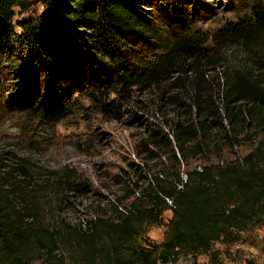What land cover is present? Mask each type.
<instances>
[{
	"label": "trees",
	"instance_id": "trees-1",
	"mask_svg": "<svg viewBox=\"0 0 264 264\" xmlns=\"http://www.w3.org/2000/svg\"><path fill=\"white\" fill-rule=\"evenodd\" d=\"M40 1L47 14L16 20L17 10L25 12L29 0H0V53L13 56L22 81L19 93L6 103L35 119L62 120L75 109V84L88 80L90 85L79 88L82 97L101 112L117 115L115 98L126 102L137 91L160 89L178 74L197 70L211 52L238 47L249 66L225 75L222 107L205 95L203 75L193 83L195 120L176 122L164 142L173 170L150 179L139 175L124 196L132 198L126 209L111 204V213L57 228L47 217L64 210L60 204L74 190L71 183H39L23 166L4 167L0 264H170L181 256L215 258L214 243L232 244L241 233L263 227V138L233 161L187 170L185 182L180 165L190 157L209 156L212 133L224 129L225 120L230 127L223 140L233 148L243 132L264 133V6L252 3L247 15L209 38L191 30L188 11L170 0H165L171 3L163 27L152 12L155 0ZM151 42L163 51L134 55L140 44ZM167 209L172 217L164 239L153 245L144 235L161 225Z\"/></svg>",
	"mask_w": 264,
	"mask_h": 264
},
{
	"label": "rangeland",
	"instance_id": "rangeland-1",
	"mask_svg": "<svg viewBox=\"0 0 264 264\" xmlns=\"http://www.w3.org/2000/svg\"><path fill=\"white\" fill-rule=\"evenodd\" d=\"M170 1L188 11L191 30L209 38L227 22L247 15L252 3L264 6V0ZM170 1L155 0L152 12L162 27L166 24V6ZM47 13L42 1L29 0L25 12L17 10L16 20L36 19ZM161 51L160 44L151 42L147 46L140 44L133 53L138 56ZM14 64L16 61L11 54L0 53V173L4 167L17 165L28 171L32 181H69L74 190L64 194L60 204L64 210L53 213L52 219L47 217L52 220L50 225L60 228L67 224L78 226L103 211L111 213V204L128 208L132 198L124 200V196L136 187L134 182L139 175L150 179L157 173L165 176L172 171L174 163L166 154L168 148L164 142L166 135L172 134L176 122L192 124L195 120L193 83L203 75L201 83L206 88L205 95L216 106L222 107L225 75L248 68L249 58L238 47L211 52L209 61L201 62L197 70L178 74L160 89L137 91L126 102L115 98L119 105L117 115L101 112L97 104L82 97L79 88L90 85V80L77 83L74 87L79 96L75 100V109L59 122L35 119L7 106V100L19 93L22 83ZM223 125L226 130L230 127L226 120ZM224 129L212 133L213 152L206 157H190L187 165L183 162L181 175L210 163L233 161L264 139V133L243 132L240 145L233 148L223 140ZM154 138L159 143H153ZM152 155L156 157L150 159ZM171 217L172 210L167 209L161 225L153 226L144 237L151 244L159 245ZM213 250L218 253L215 258L209 254L197 258L181 256L170 264H264V226L241 233L235 243H214Z\"/></svg>",
	"mask_w": 264,
	"mask_h": 264
},
{
	"label": "built area",
	"instance_id": "built-area-1",
	"mask_svg": "<svg viewBox=\"0 0 264 264\" xmlns=\"http://www.w3.org/2000/svg\"><path fill=\"white\" fill-rule=\"evenodd\" d=\"M197 170H199V171L201 170L200 166L197 168ZM182 178H183V181L185 182L186 179H187V175L186 174H183L182 175ZM181 187H182V184L179 185V188H181Z\"/></svg>",
	"mask_w": 264,
	"mask_h": 264
}]
</instances>
